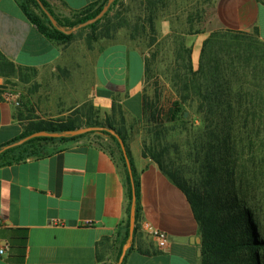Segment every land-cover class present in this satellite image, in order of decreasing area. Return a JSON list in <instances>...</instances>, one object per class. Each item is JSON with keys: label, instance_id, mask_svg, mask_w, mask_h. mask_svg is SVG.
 <instances>
[{"label": "crops", "instance_id": "obj_1", "mask_svg": "<svg viewBox=\"0 0 264 264\" xmlns=\"http://www.w3.org/2000/svg\"><path fill=\"white\" fill-rule=\"evenodd\" d=\"M45 1L56 14L71 17L100 0ZM260 6L264 9V0H218L212 27L192 41L195 67L210 40L208 49L214 44L222 52L223 66L239 67L226 71L243 76L249 88L264 89ZM244 34L254 42L247 56L237 46ZM74 44L48 39L18 0H0V55L16 68L0 74V145L17 139L34 121L72 120L86 127L109 119L126 137L140 180L134 233L128 228L130 199L120 150L109 135L95 132L50 145L44 156L0 167V246L5 248L0 264H17L12 237L18 228L28 230L25 264H120L127 246L124 264H201L202 236L187 196L143 155L132 124L123 120L142 124L145 55L124 41L93 49ZM8 89L21 93L20 106L3 98ZM154 230L167 234L166 247L159 246Z\"/></svg>", "mask_w": 264, "mask_h": 264}, {"label": "trees", "instance_id": "obj_2", "mask_svg": "<svg viewBox=\"0 0 264 264\" xmlns=\"http://www.w3.org/2000/svg\"><path fill=\"white\" fill-rule=\"evenodd\" d=\"M159 1L164 3V0H149V3L155 7ZM18 2L26 17L41 33L51 41L67 45L76 37L75 32L68 33L67 30L79 27L81 23L96 17L108 4L109 0H100L66 18L59 17L45 0H18ZM118 2L119 0H115L103 18L86 27L98 28ZM47 11L57 19V25L52 22ZM118 17H120L121 23L119 24L121 26L124 18L121 15ZM138 20L135 24L136 29L144 32L146 30V20H148L153 28L152 30L155 31V13L151 14L148 19L138 17ZM86 27L78 28V30ZM109 37H112V35H109ZM240 37L241 42L237 46H240V51L247 56L250 53L249 48L250 46L252 47L254 42L253 40L249 41V35L244 34ZM209 42L210 40H207L204 43L198 67H195L192 48L184 50L188 55L186 72L174 85L176 92L180 94V101L175 102V107L170 110L166 122H157L155 114L153 119H156V122H153L152 118L149 120L151 125L156 124L155 126L159 127L167 124H176L179 121L185 122L187 108L195 100H198V112L201 114L204 123V128L201 130L205 132L204 140L186 139L184 142V146L188 150V154H186L187 161H191L189 163L191 166L189 167L197 170L195 171V176L182 172L181 167H176L171 159L164 155L165 149L159 148L164 138L158 131L155 132L151 142L145 141L143 155L151 157L157 162L171 181L187 196L202 236L201 264H233L235 259L243 256H248L247 262L249 264H259L257 257L259 250L264 248V238L262 237L264 233L261 230L256 210L250 204L248 192L249 181L256 178L258 165L262 164L263 161L256 162L257 158L253 156V152L250 153L254 145L251 143L248 145L243 144L245 135H251L255 130L248 129L245 126L237 127L232 125V120L235 118L234 115L240 118L241 121H246L248 115H243L242 120V112L239 113L240 111L238 110L237 113H234L235 110L232 109L234 106L241 108L251 102L254 105L258 104L255 99L253 100V95H251V100H249L248 94L243 93H264V89L256 91V89L249 88L250 84L244 81L245 78L236 73L239 67L223 66L226 59L224 56L221 57L222 55L220 54L222 52L220 53L218 49L215 50L214 44L208 49ZM220 57L222 62H219ZM233 69H236L235 75L232 74L234 73L232 72ZM15 70V64L0 55V74L14 73ZM146 72V74L149 72V60L147 58ZM226 102L233 108L231 107L229 111L223 112L222 107L226 105ZM151 104L153 105V103L146 102L145 99L144 112L140 118L141 123L145 121L148 110L151 109ZM252 117L256 121L263 118L260 112H255ZM226 120L229 125L221 127V121ZM90 126H96L99 129L81 135H73L68 134V131L81 126L76 125L72 120L34 121L17 139L0 145V167L23 161L30 157L44 156L50 153V145L57 142H66L95 132L109 135L120 150V160L125 170L130 199L128 219V228H130L131 209L132 207L135 208L137 221L140 213L141 194L140 180L134 170L126 137L110 123L109 119L106 123L105 121L104 123L99 121L88 122L86 127ZM174 127L177 129L176 125ZM172 129L170 131H173ZM109 130H114V133H110ZM168 130H163V132ZM38 131L58 132L62 135L60 137L34 136L28 138ZM119 137L125 141L133 168V179L129 173ZM8 145V148H4ZM102 146L105 147L104 145ZM262 146L263 144L258 145L259 148ZM246 151L252 155L249 160L244 159ZM110 153L114 157L113 151L110 150ZM247 164L253 167L249 169ZM27 240L28 230L26 228L15 230V234L12 237V245L17 248L19 254L16 260L17 264H25ZM120 264H124V261Z\"/></svg>", "mask_w": 264, "mask_h": 264}, {"label": "rangeland", "instance_id": "obj_3", "mask_svg": "<svg viewBox=\"0 0 264 264\" xmlns=\"http://www.w3.org/2000/svg\"><path fill=\"white\" fill-rule=\"evenodd\" d=\"M217 2L218 0H164V3L159 1L153 7L149 0H119L98 28L86 27L76 30V37L73 40L76 49L77 47L93 49L95 44L102 45L111 41H124L145 55L149 60V72L146 76L143 93L146 102L153 103V105L151 104V109L148 110V115L141 125L138 120L135 122L130 119L127 120L126 116L123 120L132 124L134 128L133 137L141 140L142 146L145 141L151 142L156 131L160 132L164 139L159 148H164V155L171 159L176 167H181L182 172L191 176H195L197 170L189 167L191 161H187L188 150H186L184 142L186 139L204 140L205 135V132L201 131L204 128V123L201 114L198 112V100H195L187 108L188 115H186L185 122L179 121L176 124L159 127L155 126L156 124L151 125L149 120L153 119L155 114L157 122H166L170 110L175 107V102L180 101V94L176 92L174 85L186 72L188 55L184 50L191 47L197 32L207 31L212 27L217 14ZM246 7L253 8V5L248 3ZM260 8V22L264 28V9L261 6ZM154 13L155 31L152 30L148 20H146L144 32L136 29L135 24L139 21L138 17L148 19ZM120 15L124 18L121 26L119 24L121 23L120 17H118ZM59 17L66 18L62 15ZM96 35L98 36L96 37ZM196 50H198V46H196ZM243 94H248L249 100L253 95V100L255 99L258 104L254 105L251 102L241 108L231 106L232 110H235L234 113H237L238 110L239 113L242 112V120L243 115H248L246 121H241L235 115V118L231 120L233 121L232 125L245 126L255 130L253 134L245 135L243 144L251 143L254 145L250 153L253 152V156L257 158L256 162L263 161L262 164L258 165L256 178L249 181L248 198L256 210L261 230L264 233V93ZM225 104L222 107L223 112L231 109L227 102ZM255 112H260L263 118L254 120L252 116ZM152 121L156 122V119ZM227 124L229 125L227 120L220 123L221 127H227ZM175 125L177 129H175ZM171 128L173 131H170ZM167 129L169 130L163 132ZM262 144L263 146L259 148L258 145ZM250 153L246 151L245 160H249L252 156ZM247 165L249 169L253 167L250 164ZM262 237L264 238V234ZM247 257L235 259L233 264H249ZM257 258L259 264H264V248L259 250Z\"/></svg>", "mask_w": 264, "mask_h": 264}, {"label": "water", "instance_id": "obj_4", "mask_svg": "<svg viewBox=\"0 0 264 264\" xmlns=\"http://www.w3.org/2000/svg\"><path fill=\"white\" fill-rule=\"evenodd\" d=\"M114 1L115 0H109L108 4L102 9V11L96 17H94L92 19H89L86 22L81 23L79 25V27L67 30V32L68 33L75 32L76 30H78V28L86 27V26H88L90 24H93L97 20L103 18L104 15L108 12L110 6L112 5V3ZM47 13H48L50 19L52 20V22L55 25H57V23H58L57 19L51 13H49V11H47ZM186 115H188V112H186ZM97 129H99V128L96 127V126L79 127V128H76V129L69 130L68 134L81 135V134H85L87 132L94 131V130H97ZM109 131H110V133H114V130H109ZM61 135L62 134L58 133V132L38 131V132H35L32 135H30L28 138L34 137V136L35 137L36 136L60 137ZM119 141H120L122 150H123V152L125 154V157H126V163H127V167H128L129 173L131 175V178L133 179V168H132V164L130 162V159H129V156H128V153H127V148H126V145H125V141L123 139H121L120 137H119ZM8 147H9V145L4 147V148H8ZM134 197H135V194H134ZM135 227H136V210H135L134 207H132V209H131V219H130V233H131V235H133ZM195 240L198 241V242H201L200 238H196ZM127 247L124 249V251H123V253H122L121 257H120V263L123 261V259L125 257ZM200 253L202 254V250H200Z\"/></svg>", "mask_w": 264, "mask_h": 264}, {"label": "built area", "instance_id": "obj_5", "mask_svg": "<svg viewBox=\"0 0 264 264\" xmlns=\"http://www.w3.org/2000/svg\"><path fill=\"white\" fill-rule=\"evenodd\" d=\"M3 98L14 104L15 106H20L21 101V93H14L13 91L8 90H2ZM153 235L157 238L158 244L160 247H166L169 243V238L167 234L163 231L154 230L152 231ZM5 254V248L0 246V255Z\"/></svg>", "mask_w": 264, "mask_h": 264}]
</instances>
